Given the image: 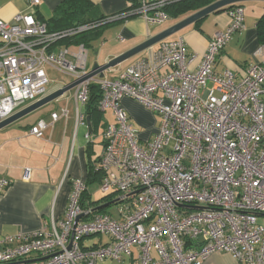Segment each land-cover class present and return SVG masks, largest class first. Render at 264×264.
<instances>
[{"label": "built area", "instance_id": "2783aa9c", "mask_svg": "<svg viewBox=\"0 0 264 264\" xmlns=\"http://www.w3.org/2000/svg\"><path fill=\"white\" fill-rule=\"evenodd\" d=\"M176 1L139 0L123 13L56 32L35 9L12 20L0 16V122L51 92L47 65L71 79L90 72L87 46H57L59 40L132 15L164 24L170 19L165 7ZM39 3L30 0L32 8ZM231 6L230 23L211 36L196 68L198 55L187 52L185 39L166 38L118 78L97 75L76 85L77 126L86 121L92 83L102 92L100 111L115 117L104 130L100 188L121 194L122 218L85 207L87 184L76 178L62 218L52 214L35 230L0 238V264H98L133 256V248L136 264H203L214 253L264 264V45L256 51L262 58L240 77L215 71L218 56L245 29L243 5ZM124 97L159 115L152 139L142 140L129 122ZM68 115L63 107L51 118ZM47 125L39 120L31 134L43 137ZM10 184L0 179V196ZM94 235L106 241L86 247L85 238Z\"/></svg>", "mask_w": 264, "mask_h": 264}, {"label": "crops", "instance_id": "0c3cea01", "mask_svg": "<svg viewBox=\"0 0 264 264\" xmlns=\"http://www.w3.org/2000/svg\"><path fill=\"white\" fill-rule=\"evenodd\" d=\"M63 1L40 0V3L32 8L30 0H0V16L5 20H12L18 13L35 9L38 18L50 20L56 15ZM251 1L257 2H253L251 6H246L242 2L245 29L235 33L218 56L215 64L216 72L230 69L237 77H240L250 63L262 58L256 56V51L262 46L257 34V21L264 12V0ZM80 3L91 16H112L125 12L132 3H139V0H80ZM179 19L170 18L168 24H150L139 15L117 18L106 24L98 37L90 40L86 46L94 48L93 43L101 39L95 50L94 61L103 63L161 32ZM229 23L228 8L211 13L176 33L175 37L185 39L187 52L198 55L192 64L193 69L197 67L205 53L211 36L226 28ZM119 35H122L124 39L121 40ZM62 45L65 46V44L57 46ZM72 45L75 46V43ZM156 45L152 49H155ZM149 52L127 66H119L120 63L114 66L115 69L110 68L111 75L106 76L105 71L103 78L108 80L118 78L127 67L146 57ZM88 65L91 68L89 50ZM167 70L165 68L162 72ZM48 105L45 107H48L50 113L42 112L44 107L42 106L0 130V179L5 178L11 181L9 187L0 196V238L20 230H35L41 225L43 219H48L52 214L56 218H62L68 206L73 180L76 178L84 179L87 184L85 207L95 208L109 203L103 207L102 212L114 217L116 213L111 214L106 208L121 202L120 197L115 201L103 202L117 192L103 193L100 188L104 175L100 169V158L105 147L104 130L108 123L115 121L112 111H101L99 121L97 119L92 121L85 106L83 110L86 121L77 126L75 90ZM122 106L128 112L129 122L140 130L141 139H152L159 127V115L129 97L122 99ZM63 107L68 109V117L61 116L53 121L51 114L60 112ZM39 120H44L48 124L43 137L31 134L32 126ZM87 133L92 135L91 140L86 138ZM28 173L29 176L26 177ZM94 185H97L104 196H96V191L91 189ZM97 200H100L97 204H90L91 201ZM121 206L124 204L119 205V208ZM119 214L118 218H114H122L120 211ZM105 241L106 237L97 236L85 239L84 245L92 247ZM137 254V248H133V256H125L122 261L103 260L98 264H136ZM203 264L242 263L230 254L214 253Z\"/></svg>", "mask_w": 264, "mask_h": 264}, {"label": "trees", "instance_id": "16d2710c", "mask_svg": "<svg viewBox=\"0 0 264 264\" xmlns=\"http://www.w3.org/2000/svg\"><path fill=\"white\" fill-rule=\"evenodd\" d=\"M214 1L216 0H177L176 2H173L168 6H166L165 11L170 16L171 19L176 20L181 17L185 18L190 14H192L193 12L213 3ZM238 4L242 5V2ZM137 5L138 3H132L127 10L132 9ZM230 7L232 6H227L220 10L228 9ZM82 8L83 7H82V3H80V0H64L63 3L58 7V10L56 11V15L53 16V18H51L50 20H43L38 17L37 18L46 22L48 26V30L50 32H56L60 30L73 28L85 23L101 21L108 17V16H91L89 15V13H87L86 9L83 8L82 10ZM108 23L109 22L102 24L95 29L89 30V33H86L85 35H84L85 32H82L74 37L59 40L57 44L72 45L74 43L75 44L84 43L85 45H88L90 40L95 39L101 33V29L104 28V27L102 28V26ZM257 34L259 41L261 42L262 45H264V12L261 14V16L257 21ZM101 97H102V92L99 84L92 83L89 87V99L86 105L87 113L91 117L92 121L96 119L97 121H99L100 112H101L99 109V102ZM86 192L87 190L83 193V197H82L83 205L85 203L84 198ZM99 201L100 200L91 201L90 204L94 205L97 204ZM103 210H104L103 208H100L95 211L102 212Z\"/></svg>", "mask_w": 264, "mask_h": 264}, {"label": "water", "instance_id": "95a60500", "mask_svg": "<svg viewBox=\"0 0 264 264\" xmlns=\"http://www.w3.org/2000/svg\"><path fill=\"white\" fill-rule=\"evenodd\" d=\"M248 0H216L213 3L193 12L189 16L179 20L178 22L174 23L173 25L165 28L161 32L150 36L145 41L141 42L140 44L130 48L129 50L115 56L114 58L100 63L98 61L94 62L90 68V72L79 79H71L70 81L66 82L63 86L52 90L49 94H47L44 98L41 100L30 104L29 106L23 108L22 110H19L15 114H13L11 117L7 118L6 120H3L0 122V130L5 128L6 126L10 125L11 123L15 122L16 120L20 119L21 117L41 108L42 106L58 99L59 97L63 96L66 92L70 91L71 89L75 88L77 84H79L81 81L93 77V76H99L100 78L104 77L105 71L108 69L128 60L129 58L141 53L142 51L151 48L152 46L158 44L160 41L171 37L172 35L176 34L183 28L187 27L188 25L198 22L201 19L207 17L209 14L219 11L220 9L231 6L237 3H241ZM89 120V118H88ZM109 203L100 205L94 210L106 207ZM197 207V206H193ZM202 208V207H199ZM28 261V260H27ZM26 262V261H25Z\"/></svg>", "mask_w": 264, "mask_h": 264}, {"label": "rangeland", "instance_id": "374dc122", "mask_svg": "<svg viewBox=\"0 0 264 264\" xmlns=\"http://www.w3.org/2000/svg\"><path fill=\"white\" fill-rule=\"evenodd\" d=\"M253 2H257V1H251V0H248V1H244L243 3L246 5V6H248V5H252V4H254ZM168 23H170L169 22V20H168V22H166L165 24H168ZM106 25H103L102 26V28L103 27H105ZM86 33H89V31L88 32H85L84 33V35L86 34ZM176 36V34H174L173 36H171V37H168V38H172V37H174V38H177V37H175ZM167 38V39H168ZM179 38V37H178ZM102 40L100 39V40H97L96 42H94L93 43V45H94V48H88V50H89V62H90V64L92 63H94V62H96L97 60H95L94 61V59L96 58V54H95V50H97V47H98V45H99V43L101 42ZM155 46V45H154ZM154 46H152L151 48H149V49H146V50H144V51H142L140 54H137V55H135V56H133V57H131V58H129L128 60H126V61H124V62H122L119 66H122V65H124V66H127V65H129L130 63H132V62H134V61H136L137 59H139L141 56H143L144 54H147V52H149L150 50H153L152 48L154 47ZM45 69H46V72H47V76H48V80H49V83L47 84V89L48 90H54V89H56V88H58L59 86H61V85H63V83H65V82H68V81H70L71 80V77L68 75V74H66L65 72H63V71H61V70H59L58 68H56V67H53V66H51V65H47L46 67H45ZM113 69H115V67L114 68H111V70H113ZM109 75H111V73H109V69L106 71V76H109ZM75 90V88H73V89H71L70 91H68V92H66L63 96H61L60 98H63V97H65L67 94H69V93H71V92H73ZM55 102V100L54 101H52V102H50V103H48V104H52V103H54ZM48 104H46V106L48 105ZM49 106V105H48ZM48 107H45V105H44V107H43V111L42 112H47V113H50V110L49 109H47ZM107 113V112H106ZM98 148H100V146H97ZM109 173H113V172H116V169L114 168V167H111V168H109V171H108ZM91 189H92V191H96V196L97 197H101V196H104V195H102L103 193H101V191L97 188V185H94V186H91ZM98 191V192H97ZM121 196V194L120 193H115V194H113L111 197H108V198H106V199H104L103 200V202H111V201H115L117 198H119ZM121 204H125V202H119V204L117 203V204H112L111 206H109L108 208H106V210L107 211H110V213L111 214H115V216L114 217H119L118 215H120L119 214V205H121ZM25 231V230H24ZM97 236H100V235H94L93 237H97ZM93 237H88V238H85V239H89V238H93Z\"/></svg>", "mask_w": 264, "mask_h": 264}]
</instances>
